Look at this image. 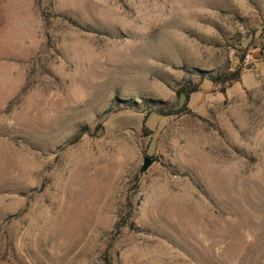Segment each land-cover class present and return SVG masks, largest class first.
Wrapping results in <instances>:
<instances>
[{
	"label": "rangeland",
	"instance_id": "1",
	"mask_svg": "<svg viewBox=\"0 0 264 264\" xmlns=\"http://www.w3.org/2000/svg\"><path fill=\"white\" fill-rule=\"evenodd\" d=\"M0 264H264V0H0Z\"/></svg>",
	"mask_w": 264,
	"mask_h": 264
},
{
	"label": "trees",
	"instance_id": "2",
	"mask_svg": "<svg viewBox=\"0 0 264 264\" xmlns=\"http://www.w3.org/2000/svg\"><path fill=\"white\" fill-rule=\"evenodd\" d=\"M76 24V23H75ZM240 78V70L236 69L235 71H232L230 73H227L225 75H205L201 74L200 83L191 84V83H185L181 85L177 90L176 94L178 97H182L184 99V102H187L189 99V96L198 91L200 89V85L204 80H208L212 83H222L225 84L227 82H233L238 81ZM161 112H165V109H161ZM169 114V113H167Z\"/></svg>",
	"mask_w": 264,
	"mask_h": 264
},
{
	"label": "water",
	"instance_id": "3",
	"mask_svg": "<svg viewBox=\"0 0 264 264\" xmlns=\"http://www.w3.org/2000/svg\"><path fill=\"white\" fill-rule=\"evenodd\" d=\"M153 163L154 160L152 158L144 157L138 171V176L141 177Z\"/></svg>",
	"mask_w": 264,
	"mask_h": 264
},
{
	"label": "built area",
	"instance_id": "4",
	"mask_svg": "<svg viewBox=\"0 0 264 264\" xmlns=\"http://www.w3.org/2000/svg\"><path fill=\"white\" fill-rule=\"evenodd\" d=\"M246 58H247V59H252V55H251V53H247V54H246Z\"/></svg>",
	"mask_w": 264,
	"mask_h": 264
}]
</instances>
